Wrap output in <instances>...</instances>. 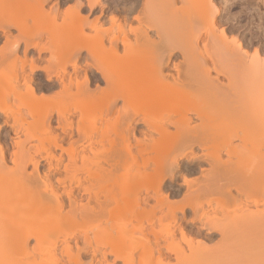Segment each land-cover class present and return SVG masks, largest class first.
I'll return each mask as SVG.
<instances>
[{"label": "rangeland", "instance_id": "obj_1", "mask_svg": "<svg viewBox=\"0 0 264 264\" xmlns=\"http://www.w3.org/2000/svg\"><path fill=\"white\" fill-rule=\"evenodd\" d=\"M187 1L188 0H186V2H183L182 0H0V107L5 108L4 113L0 111V152H1V149L3 151L2 152L3 155L1 153V155L3 156L2 157L3 159L0 160V198L7 197V195L10 192L21 193V194L25 193L23 196V198H25L24 200L21 199V200H19V202H17V203L15 202L16 204L12 203V202H7L3 205L2 209L4 210L5 214H3L1 219H0V224L3 225V227H0V264H21V262L26 263L28 261L33 262L31 264H40V263L42 264V262H45L50 257L52 259H56L54 257L53 253H55L58 258L60 257L61 259L60 258L59 259L62 260V262L63 261L66 262L68 260L66 257L67 254H66V252L62 253V250H64L63 246H66L65 244H67V242L73 247L72 252H73V254H75L78 247L84 246V242H83L84 241V238H83L84 235L85 234L86 235L89 234V236H90V234L93 235V232L96 231V228H98L99 225H100V227L103 226V221L102 222L101 221L100 222L92 221L93 223L88 222V224H87L88 227H87L86 225H84V223H87V222H85L84 220H83V222H82V220L80 221L81 217L79 215H77V213L75 215L73 214L74 216L71 215V217H65L64 212L70 211L71 209H74V208L76 209L78 207H79V209H81L84 207L83 205L86 206L87 200H88V193L83 192V190L85 189L84 185L89 184V185L93 186V184H94L95 186H97L96 187V189L98 188L97 190H102L106 186L108 188V186H112L113 183L115 184V181H114L115 179L117 181H119V179L120 180H122V179H124V180L128 179L129 180L130 178L135 176V174L137 175V172H138L137 169L138 168H137V166L134 165L135 163L132 161V158L130 159L132 152H130V154H128V152H126L127 148H128V146L125 145V144H127V143H125L127 140L126 137L128 138L127 141L131 144L129 146H130V148L132 147V151L134 153L140 147L138 145L137 141L139 143L142 141L146 145V143L151 139L150 137L155 138V139L157 137L158 138L160 137V135H158V133L156 131L151 132L150 125L152 123H153L152 125H154V126L156 123H159L156 125H161L160 123H163L164 125H166L165 127H167L168 129L170 128L169 131L173 132L175 130V127L173 126V124L168 125V122H167L168 117L162 116L163 115L162 113L165 112L164 109H163L164 112L162 109L158 110L159 115L156 113V111H154V113H156V114H154L152 111H151L152 113L149 112L146 115V121H145V119H143V116L141 115V113L137 114L132 119L128 118L127 120H124L125 118L122 117V115H123V113H122L123 112L122 100L120 98H119L120 100L118 99L116 101V104L112 110L113 112H110V114H107L106 113L107 109H105L106 107L105 106L103 107V105H102V104H104V101L102 102V100H100V97H98L97 101L95 100V102H93L94 99H91L92 102H90L91 100H89V103H86V104L83 102L84 104H82V105H84V106L80 105L82 102L81 103L79 102L78 105L74 104V103H77L78 101L74 102V100H72L73 98L69 97L71 99L70 100L68 97H66V95H65V98L63 96L62 99L60 98L62 96L58 97L59 93H60L59 90L61 88V84L59 85L60 82H62V81L66 82L68 80L67 78H69L71 80L78 79V80L84 81L85 77H88V78L92 77V75L94 73H96L93 70V67H94L93 65H96L97 64L96 62L99 59H102L103 61H111V59L114 57H117L120 59V56H123L124 54H126V55L129 54V56H130V53L127 54V51L125 52V50H127L128 48L127 49L124 48L125 46H127L126 45L127 43L123 44V42H121V40L122 39L127 40V38H128V40L131 41L130 43H132V40L135 41L136 38H134V35L132 34L133 28H135L137 30L141 29L144 31L145 30L149 31V35L151 34L150 36L152 38H154V40H156V41H154L155 43L157 41L159 42V40H157V38H159V37L157 35L155 36V33L158 29H161L162 32L164 33V37L165 38L167 37L166 40L169 39L168 42L171 40L170 42H172L173 46H183L184 44H185V46H184L185 48L189 46V49L191 48L192 52H190L191 50H189V49L188 50L190 53L188 51L187 52L190 55L189 57H192L191 59H193V57H194V56H191L192 53H193L192 55H196L198 57L201 55V54L199 55V53H195V51H197V52L198 51L199 52L204 51L203 58H207V60H206L207 62L210 61L209 63H207L208 65L211 66L213 63L214 64L218 63L217 64L218 73L212 69L210 71V74L212 75L211 78L213 77L214 80L216 78V80H215L216 83L217 84L220 83L221 86L222 85L226 86V82L228 83L229 80L230 81L232 80L231 84L234 81L235 84L233 83L232 85H234V86L237 85V88L235 87L236 91H237L235 95H237L238 98H239V96H241V97L244 96V97H242V99H244L245 97L246 98L249 97V99L247 98L246 100H244L245 104L247 106L244 104L243 107H241V106H239L238 108L236 107L235 110L233 109L232 113L233 112L236 113L237 111L240 112V108H241V110H245V109L250 110V108H253V105L251 103L252 99L250 97L251 96L253 97V94H255L257 91L261 92V88L264 87V84H261V82H262L261 80L264 78V69H263L264 68V0H191V1H193L192 4H194V7L196 5L199 7V10L197 12H190L192 14V16L187 15V13H185V12H182V7L184 8V10L187 7H193V5H191L189 3L191 1L190 0L188 2ZM174 3H175V5H174ZM207 4H209V5H207ZM211 4H213V6H211ZM212 10H214V12H212ZM187 12H188V10H187ZM215 12H217L218 14ZM213 13L215 16L213 15ZM186 16H188V17H186ZM212 16H214V18ZM175 19H176V21H175ZM190 19H191V22H190ZM141 20H142V22H141ZM186 21H187V23H185ZM182 23H183V25H182ZM179 26H180V29H178ZM181 26H183V27H181ZM185 26H187V27H185ZM122 27L124 30L121 29ZM172 28L173 29L175 28V29L173 30ZM183 28H185V30ZM171 30H172V32H171ZM138 32L140 34H142L141 31L138 30ZM177 32H178L179 36H178ZM196 32L200 37L196 36L197 35ZM221 32L224 34V37H222L223 35L220 34ZM78 33H79V35H78ZM143 33H145V32H143ZM175 33L177 34V36ZM101 35L104 36V39H103V37H100ZM126 35H127V38H126ZM185 35L186 36L189 35V36H191V38H193V36L198 37L197 38L198 40L196 41L197 42L196 46L198 48L195 47L196 49L194 48L195 49L194 50L192 47V41H191L192 39H190L189 36L186 38ZM98 36L100 37V39L102 38L104 40V41H102V39L100 40V41H102V43L100 42L102 45H105V47H107V48L110 45L111 46L115 45L116 46L115 48H117L118 53L115 50L117 54L116 53L113 54V52H115V51H113L114 48L111 46H110V48H112V49L106 50L103 46L100 45V43L98 44V41H96L97 39H99ZM117 37H118V40H116ZM183 38H185V40ZM67 39L69 40V42ZM186 39L190 40V41L186 42ZM128 40L126 42H128ZM76 41H78V42H76ZM179 41H181V43H179ZM67 43H69L71 45H69ZM72 44L73 45L75 44V45L72 46ZM79 44L82 47V49L79 50V57H80L79 65H78L77 69H75V67H73L72 64H70V62H68L69 61L68 57L70 56L69 50H70V48L74 49L75 46L78 47ZM68 45L71 47L69 48ZM87 45H88V47H87ZM123 45H124V47H123ZM97 46H100V48L103 47V50H101V52L97 51L100 49L99 47H98L99 48L98 49ZM83 47L84 48L86 47V48L84 49ZM91 47H96L97 50L95 48H92V49H95L97 52H99V54L102 53V51H103L102 58H100L101 56H98L99 59H97V57L94 56L95 54L92 55L91 52L93 50L91 49ZM89 49L92 50V51L90 50L89 53H91V55L93 57H95L96 59H94L90 54L87 55ZM104 50H105V52H104ZM110 50H112V52ZM66 51L68 54L67 56L65 54ZM97 52H95V53H97ZM236 54H237V56H236ZM62 56H64L65 58ZM222 56H223V58H222ZM127 57L128 56H126V58ZM177 57L176 56L173 57V59L171 60V64L174 62L175 63L178 62L177 64H180L179 62L182 61V60H180L182 58L181 57L177 58ZM203 58H201V59L203 60ZM256 58L258 61L255 60ZM123 59H124V56H123ZM143 59H144V62L145 61L147 62V60L145 58H142V62H143ZM191 59H189V60H191ZM194 59H195V57H194ZM196 59L201 60L198 58H196ZM210 59L213 61H211ZM60 60H64L67 62L66 63L63 61L64 63H66V65H64V63L62 62L63 66H65L64 68H66L65 69L66 71L63 72L64 74L61 71L62 68L60 69V67H58L59 65L55 64L56 62H58L60 64L61 63V62H59ZM150 60L151 59H149L148 61H150ZM99 61H98V64L100 65L101 63ZM114 61H116V60H114ZM126 62H128V60ZM241 62H242V64H239ZM246 62L251 64L250 67L253 65L251 68H249V70H248L249 65ZM104 64L105 63H103V65ZM130 64H132V63H130ZM246 64L248 65L247 67H246ZM239 65H241V66H239ZM32 66H37L38 68L35 70H31ZM124 66H121V67H124ZM230 66H231V68H230ZM239 67H242V68L239 69ZM239 70H242L243 72H241V71L239 72ZM251 71H252V73H251ZM127 72H129V71L127 70ZM235 74H237V75H235ZM233 75L238 77V78L236 79V77H234ZM247 75H250V76L251 75H253V76L258 75L255 77V78H257V80H256L257 82L255 83L256 85L253 89L251 88V86L249 88L248 84L246 85L247 82L245 80L247 78L246 77ZM216 76L218 77V79ZM61 78H63V80ZM99 78L97 80L94 79L91 81V83L89 85V87L91 89L100 90L103 87L105 88L104 80L102 78H100V79ZM251 78H252V76H251ZM60 79H61V81H60ZM242 80H243V82H242ZM116 82H118V81H116ZM236 82H237V84H236ZM240 82H242L244 84H242ZM25 83L26 84H28V83L32 84V86L35 88V92H36L35 96L36 97L34 96V97H31L28 99V98L23 96L24 98L22 99V97H21L19 100L13 98L12 93L14 91H17V90L21 91L22 90L25 92ZM53 85H54V87H53ZM225 88H224L225 91H223V92H224V94H227L226 93L227 89H225ZM114 89L116 90V87ZM251 89L253 90V92H251L252 94L249 93V91H252ZM56 90H57V92H56ZM73 90H74V88H73ZM216 91L218 92V90H216ZM254 91H255V93H254ZM220 92L221 91H219V93H216V94H219V95L223 94L222 92L221 93ZM242 92L244 94H242ZM246 92L250 95H248ZM259 92L257 94H259ZM205 93L209 94V95L204 96V92H203V93H201V94H203V97H204L203 98L202 95L199 94L198 96H196L197 98H194V100H191L192 102L194 101L195 103L190 102V106H187L188 105V103H187V105L184 107V109L187 110V107H189V108L191 107L190 109H192V110H193V108L200 109V107H204V106L206 107V109H207V107H208V109H210V107L212 106L211 109H214V111H215V109H217L216 106L219 103V102L217 103V98L212 97V95H210V92H205ZM68 94H67V96H68ZM109 94H110V92H109ZM118 94H120V93H118ZM216 94H215V97H217ZM105 95H107V93ZM105 95L101 94L99 96H101V98L104 99ZM200 95L202 98L200 97ZM235 95H234V97H235ZM222 97H223V95H222ZM237 97H236V99H238ZM21 100H23V101H21ZM248 101H249V103H248ZM204 102H206V103H204ZM194 104L197 107L199 106V108H196V106ZM203 104H204V106H203ZM215 104H216V106H215ZM214 106H215V108H213ZM78 108H81V109H78ZM189 108L187 111L190 110ZM66 109H67V113L65 112ZM35 110L38 113H40L41 115H38V117H32V115H31L32 112L37 113ZM61 110L62 111L64 110L63 111L64 112V114H63L64 118L61 115L62 114ZM80 110H82V113L80 112ZM262 110H263V115H264V108ZM30 111H31V113H30ZM187 111H186V113L188 115L189 114L191 115V113H192L191 116L194 115L193 112L189 111V113H188ZM45 112L50 113V114H47V116H50L49 118L46 117V119H45L46 115L43 116L45 114ZM105 113H106V117L104 115ZM160 113L162 114L161 116H160ZM81 114H82V116H80ZM164 115H167V114H164ZM148 116H149V118H148ZM158 116L160 117L159 119H158ZM193 117H195V118H192L193 123L191 122V124H193V125L199 124L200 119L197 118L195 115ZM78 118H80L82 121L80 122ZM162 118H164V119H162ZM96 119L98 121H96ZM220 119L222 121L225 120L224 118H220ZM67 121H69V125H67ZM123 123L126 125V127ZM148 123H150V124H148ZM221 124H222V122H221ZM117 125H119V126H117ZM120 127L121 128L123 127V128L121 129ZM113 128H116V129L118 128L121 131L122 130L126 131L127 129H129V130H127V134L128 133L129 134L127 136H125V138H124V137H122V136H124L123 135L124 133H122V136H120L121 134L118 135V133L116 135V132ZM124 128H126V130ZM104 129H107V133H108V134H106L107 136H104L103 133L101 136V132ZM111 129H113V130H111ZM118 129L116 131H118ZM64 131H66V132H64ZM231 131H234V133H232V132L227 133V136H229L231 134L230 135L231 139H232V136L234 137L232 140H230V142H231L230 146H235L237 148L240 146L242 148V146H241L242 142H240V140L237 139V137H235V132L236 133L239 132V129L234 128V129H231ZM53 132H54V134H57L60 136L59 142L63 145L64 150L59 149V147L56 148V146L54 147L53 141L51 140V139H53ZM114 132H115V134H114ZM119 133H120V131H119ZM85 134H86V136H85ZM51 135H52V138H51ZM123 138H124V140H123ZM256 138L259 140L264 139V135L263 136L251 135V137H250L251 141L256 140ZM122 141L124 143H122ZM248 141L250 142V140H248ZM187 142H189V141H187ZM187 142H185L186 144L183 143L184 145L181 144V145H183V146L180 145L181 147L179 145H177L174 148L175 150H173V152H175L176 154L172 152L171 153L172 155L168 156V158H167V156L165 157L163 155L164 157L163 156L160 157L161 154L158 155V154L153 153V155L157 158L152 159L154 156L151 153H149L152 155L151 159L155 160L154 162L160 163L159 159H161V158L163 159V160L161 159L162 163L165 161L163 164L164 170H162V172H161L163 179L161 181L160 189L158 191H156L157 193L155 191H153L152 188H153V185H155V184H154V182L152 183V181L143 182L142 183L143 186L141 184V186L139 187L141 189H138V191L140 190L142 192V194L144 196H146V198H149L150 204L147 205L148 208L151 207L152 205H155L154 203H156V201H154L155 200L154 196L157 195L156 197L167 196L169 201L176 202L177 205L183 206L185 209L184 215H182V213L179 209H177V211H176L177 218H176V221L172 223V225L175 228V233L171 237L169 235L163 234L162 237L158 238L159 239L158 242L160 245L164 244L166 242V238H167V240L170 239L173 242L180 243L182 246H184L183 250H185V251H184V253L182 251L183 255H180L177 258L174 257V254L166 252V256L171 257V258L166 257L167 259H170L167 261H170L173 264L174 263L176 264V262L178 264L179 263L180 264L181 263L182 264H186V263L187 264H196L192 261L195 260V262H197V260H199L197 262V264H199V263H201V261L206 262L205 260H210L208 257H210L211 254H213V253H215V255H216V253L217 254L218 253L219 254L220 253L226 254L229 252L230 256L232 254L236 253V256L233 255L231 257V258H233L235 256L234 259H236V257H238V259H236L238 261L235 260V262H237L236 264H241L240 261L244 259L243 256L245 257V255H247L246 257H248V258L245 257L247 259V261H248V259L251 258V260H250L251 264H257V263H255L256 261L253 259L254 257L252 258V256H255L254 253H256L258 250H260L258 244L262 245L264 243V242L262 243V240L261 241L258 240L259 237H257L258 238L257 240L260 243L258 242L257 243L258 247L252 248V251H251V249H250V251H248L249 249L245 247L251 239L249 241H246L247 243H245V241L243 243H241L239 240L240 238L238 239L239 242L242 244V245H240L241 246L240 250L238 249L240 246H238L237 249H236V247H235V249H233L231 247L232 251H230L229 249H228L229 251H226V250H224V248L230 242L229 240L227 242V239H226L227 236L229 237V233L227 236H224L223 234L218 232V230L215 231L216 229L215 230L213 229L210 231L208 229V227H206L208 225L205 226V224H204L205 222L207 224H209L210 219H204L203 220L200 217L194 216V214L191 210V206H190L192 204V201H191L192 199H189L188 197L192 192H194L197 189V187H198L197 184L200 181H202V179H204L206 176L211 175L210 173L213 169L212 165L216 160L214 161L213 158L205 159L204 154H202L204 151H202V149H200L198 146H197L198 148L196 147V148L192 149L193 150L192 151L191 150L192 146L190 145V142L189 143H187ZM239 142L241 143V145H239ZM249 142H247V143H249ZM251 143L246 144V146H248L247 149L251 148V147H249L251 145ZM71 145L75 146L74 147L75 150L73 151V153H74V157H75V162H77V163L72 162L73 161L72 155L69 157V153H70L69 148H71ZM102 145L105 148H108L111 150L113 149L112 151L116 152L117 156L120 155L119 154L120 151H123L125 153V157H126V155L129 156V159L127 162H129L131 160L134 164H132V162L130 161L131 164L129 162L130 165H128V163H127L128 166H126L125 165L126 163L123 162V163H125L124 165L126 166L125 167L122 164L124 166L123 167L121 164H119L122 162L121 161L122 159L119 160L121 155L118 158L115 155L116 157L114 160L118 159L119 162L117 161L118 162V164L116 165L117 168H114L113 166H112L113 167L112 168L111 166H109L111 161H110V163L104 161L106 159V154H105V159H104V158H101L102 156H99L101 153L100 154L98 153V155L95 153V152H97L99 147H101ZM140 145L144 146L141 143H140ZM116 147H117V149H116ZM124 147H127L126 150H124ZM72 148H71V151H72ZM130 148H128V149H130ZM182 150H186V151H184L185 153L182 156H178L181 152H183ZM245 151H246V149L244 150V153H245ZM123 152L121 153L122 155H124ZM187 152H189V153H187ZM250 152L251 151L248 150V152L246 154L243 153L242 159L251 160L252 153H250ZM83 153H85V155L89 154L90 156H92L91 162H88V163L86 162L87 166H86L85 170L90 171L89 174L86 173V171L84 169L82 170V168H80L81 170H77V168H76V172L74 170V167H76L77 164H78V167H80L79 166L80 165V157ZM151 155H149V156H151ZM156 155H158V156H156ZM158 157H160V158L158 159ZM228 157L229 156L222 154L221 160L222 161H229L228 159H230V158H228ZM231 158H232V162H233V161H236L238 157L237 158L231 157ZM57 159H60V161H61L59 164L60 166L54 164L57 162L56 161ZM98 159L100 162L98 161ZM152 160L149 161V165L144 168L145 172L149 173L152 171L151 168L154 166ZM210 160H212L213 162ZM96 162H97V164H96ZM34 163L36 164V167L34 166ZM65 163L67 164L66 166L68 168L71 167L69 169V171L71 170L69 176L72 175L71 173H73V170H74L76 175L79 176V178H81V180H82L81 183L82 182L85 183L83 185L84 188L81 187V189H80V184L77 185L80 182L75 183L74 182V181H76L75 179L73 181H71V179H69V178H71V176L69 178H67L68 176H66V172L64 169ZM72 165H74V166H72ZM103 165H104L105 169H107L108 167L112 168V172L108 171L111 175H109V173L105 169L102 170ZM254 166H255V164H254ZM101 167H102V169H101ZM87 168H89V169H87ZM98 168H100V169H98ZM252 171L253 170H250L251 173H253ZM254 171L260 173V171L262 172L263 170L261 169L259 171L257 168V170H254ZM139 172H140V170H139ZM94 173L95 174L98 173L99 176L100 175L102 176V177L100 176V179H101L99 181L100 183L99 182L98 183L92 182L94 179V176H93V179L91 177H92V174H94ZM106 173H108V174H106ZM262 173H260V174L256 173V174L258 176L261 175L262 180L264 181V177H263L264 172H262ZM76 175H72V178H74L73 176H76ZM87 175H89V176H87ZM104 175L106 177H109L108 178V179H110V180H108L109 182L103 181V180H105ZM243 175H241V176H243ZM257 175L255 176V180L257 179V181L254 180L252 183H254V182L256 183V182L260 181V178ZM111 177H114V178H111ZM13 179H19V181L21 180V182H19V184H17V186L11 187L10 182L13 181ZM47 180L49 182H51L50 187L49 186L45 187V185H44V182ZM78 180H80V179H78ZM112 180H113V182H111ZM225 181L227 182V180H225ZM225 181H224V183L221 181L222 185H220V183H221L220 182L219 183L220 186L217 189L215 188L216 190H214L212 193H210V195L207 196V198L205 197L206 199L203 200V209L204 210H203L202 215H201L202 217H204L205 215H206V218H207V215H209V217H212L214 215L216 216V214L220 215V212L215 209V206H216L215 202L217 200L224 199L225 201H227L226 203L228 205H232L234 199H232V197H230L229 191H231V195L237 196V190H236V187L234 184L226 183ZM263 181L261 183H263ZM70 182H74V183H70ZM260 182H259V184L261 185V187H264V185H262ZM144 183H145V185H144ZM150 185H152L151 189H148L150 187ZM254 186H252V187H254ZM257 186L259 187L258 183H257ZM68 187H70V189H72L73 193H75V200L72 201V202H74L73 204H69V201H68L69 200L67 197ZM254 189H256V188H254ZM31 190H32V192L34 190L38 191V193L40 192L41 194L39 193V196L41 195L42 197H44V199H46L44 201L40 196V200L42 199V202L44 201L41 205V208H43V204L46 203V201H49L47 198H49V197L53 198L55 193H57V195H61V198L59 196H58V198H60V199L55 197L53 201L59 200L64 205V206L62 205V208L60 210L58 209L59 212L62 211L61 213L54 210L53 208H51V209L49 208L47 210L50 213H48L47 211L45 212V213H48V215H46L48 217L49 216H55L56 217V215L58 214V215H60L61 219L59 221L60 223H58L59 225L55 226L53 229H51V230L43 233V235H41V237L39 239V242H40L39 250H37V247H36L37 242L34 238V235H35V231H38L40 226H42V223L44 221L43 217H45V219L47 218L46 216H44L45 214H43L41 216L39 214L36 215L34 213L35 215L33 214V216L26 219L27 222H25V223L28 226L25 223H24L25 225L21 224V227H20L18 232H14L12 234H7L6 230H4V228H7L9 226L8 214H11V213L16 212L18 210L21 211V209L26 210V209H29L30 207H32V208H37V207L39 208L40 207V204L37 203V202H39V199H37V201H35L36 200L35 198L32 199L33 197L30 198L31 196L27 195ZM221 191L224 193H222ZM256 191H259V192H257L258 195L250 196L248 199L246 197H245L246 199H244V196H242V195L238 196L239 201L236 203L234 210L239 211L240 209L248 207V206H249L248 209L249 208H250V210L253 209V211L255 209H258V210L263 209L264 210V194H262L264 192V190L260 191L258 188V190H256ZM260 192H262V193H260ZM225 193L228 194L227 198L225 197ZM76 194H77V196H76ZM26 195H27V197H26ZM102 196L100 199H103ZM76 197H78L77 200H76ZM251 197H253V198L250 199ZM255 198H256V201H257V199L259 201L258 207H256V205H255V201H254ZM53 203L55 204L56 202H53ZM76 203H77V205H76ZM233 204H235V201ZM70 205H72V206L74 205V207H71ZM32 208H30V209H32ZM165 211H166L165 207H162L161 209L160 208L157 209L156 214L153 217L152 216L150 217L151 219H149L150 220L149 222L147 221V219H148L147 215L148 214H146L149 212H144L145 214L144 213L141 214L142 217H140V219H142L141 220L142 224L144 226H146V228H149L150 226H156V227L158 226L159 227V224L157 222L158 218L159 217H165V216H163ZM255 211H257V210H255ZM149 216H150V214H149ZM72 217H74V219H72ZM165 221H167V220L164 219V222ZM131 222H134V221L131 220L128 223H131ZM98 223H99V225H98ZM122 223H124V222H121V224ZM24 226H26V227H24ZM79 226H81L82 229ZM27 228H29V229H27ZM93 229H94V231H93ZM181 229H182L184 236H182ZM213 231H215V232H213ZM33 233H34V235H33ZM231 233L233 235H236V236H237V234H239V235H241L242 239H244L245 235H243L240 230L238 231L237 227L234 228V231ZM208 235H209V237H208ZM233 235H232L233 238L236 237ZM182 237H184L186 240H191L192 245H194L193 247L198 246V248H200V250H202V252H200L199 249H198V251H196V248H194L195 252L193 251V253L191 251H189L188 248H191V247H189L187 242L185 240H183ZM237 238H238V236H237ZM253 238L254 237H252V240L254 242V239H256V238H254V239ZM22 240H27V242L25 244L26 245L25 249H23V248L20 249L19 247L16 246L18 244L17 242H22ZM234 240H236V239H233V241ZM233 241L231 240L232 244L234 245L235 243H233ZM229 244H231V243H229ZM228 247L230 248V245H228ZM262 247H263V245H262ZM46 249H47V252H46ZM101 249H103V248L101 247ZM191 249H193V248H191ZM205 249H209V250L205 251ZM225 249H227V248H225ZM210 250H214V251H211L212 253L210 254V252H209ZM221 250H223V251H221ZM241 250L242 251L247 250V252H245V255H242L244 253L241 252ZM253 250L256 252H254L252 255V253H250V252H253ZM35 251H37V252H35ZM239 251H240V253H239ZM262 251L264 253V248H262V250H261V255H263ZM45 252H46V254H45ZM206 252H209V254H206L209 256L205 255ZM238 253L242 255V257L240 256V258H241L240 261H239ZM246 253H248V254H246ZM50 254L53 255L54 258ZM90 254H91V256H90ZM92 254H93V251L89 247L87 252L85 254H83L82 257H80V260H78V263L79 264H88L90 258L93 257ZM125 254H127V252ZM128 254H130V253H128ZM200 254H201V256L203 255V257L206 256L207 259H205L206 257L200 258L199 257ZM221 255L222 254H220V256ZM256 255H260V252L258 251V254H256ZM217 256L216 257L211 256L212 257L211 260H213L214 262H216L218 264L217 259L219 260V258H217ZM222 256H225V255H222ZM226 256L228 257V259L230 258L229 255L226 254ZM94 258L95 259H93V261H94L93 263L96 262L97 257L94 256ZM98 258H99V256H98ZM113 258L114 257L112 255L107 256V260H109V261L113 260ZM166 258H165V260H166ZM182 258H184L183 259L184 263L181 261ZM213 258H217V259L215 260ZM223 258H226V257H223ZM231 258L229 260H231ZM221 259H222V257H221ZM246 259H244V260H246ZM252 259H253V261H252ZM34 260H35V263H34ZM211 260H210V263L212 262ZM227 260H223V261H226V263L229 264V262H227ZM71 261L70 260H69V262L67 261L68 264L74 263L73 260H71ZM223 261H221V262H223ZM243 261H242V263H243ZM261 261H259L258 263H261ZM204 262L202 264H204ZM219 262H220V260H219ZM235 262H234V264H235ZM245 262H244V264L247 263V262L246 263ZM250 262H248V263L250 264ZM45 263H47V262H45ZM223 263H225V262H223ZM119 264H121V262H119ZM212 264H213V262H212ZM219 264H221V263H219ZM230 264H231V261H230Z\"/></svg>", "mask_w": 264, "mask_h": 264}, {"label": "bare ground", "instance_id": "obj_2", "mask_svg": "<svg viewBox=\"0 0 264 264\" xmlns=\"http://www.w3.org/2000/svg\"><path fill=\"white\" fill-rule=\"evenodd\" d=\"M182 1L186 2V0H182ZM189 3L191 5H193V7H187L186 8L189 13L187 12L186 9L184 10L183 7H182V12H185V13H187V15H191L192 16V14L190 12H197L199 10V7L197 5L194 7V4H192L193 1H191ZM174 5H175V3H174ZM207 5H209V4H207ZM211 6H213V4H211ZM212 12H214V10H212ZM215 13H217V12H215ZM213 15H214V13H213ZM214 16H212V17L214 18ZM186 17H188V16H186ZM175 21H176V19H175ZM141 22H142V20H141ZM190 22H191V19H190ZM185 23H187V21ZM182 25H183V23H182ZM187 26H185V27H187ZM181 27H183V26H181ZM121 29H123V27ZM178 29H180V26L178 27ZM183 29L185 30V28H183ZM132 30H133L132 34L134 35V38H136L135 41L132 40V43H130L131 41L128 40L127 35H126V38H127L128 42H126L127 41L126 39L125 40L124 39L121 40V42H123V44L127 43L126 44L127 46L124 47V45H123V47L125 49L128 48L127 50H125V49L124 50H125V52L127 51V54L130 53V56H129V54L128 55L124 54L123 55L124 59H123V56H120L121 60L119 58H117V57H114L115 59L112 58L113 60L111 59V61H103L102 59H99L98 56H101L100 58H102L103 51L100 54H99V52H101V50H103V47L106 50L107 49H112V48H110L111 45L108 48L105 47V45H102L101 43H102V41H104L103 40L104 36H102V35L100 36V37H103V39L101 38L102 41H100L101 39L98 36L99 39H97L96 41H98V44L101 42L100 45L103 46V47L100 48V46H97V48L98 47L100 48V49L98 48L99 50H97L96 47H91V49L95 48L99 52H97L95 49H92L93 51L91 49H89L88 54H87V55H89V54L91 55V53H92V55L95 54L94 56H96L97 59L100 60V61L98 60L101 63L100 65L98 64V61L96 62L97 64L95 63L96 65H93L94 67L91 65L93 67L94 72H96V73H94L92 75V77H89V78L85 77L86 79L84 78V81L83 80H78V79L71 80V79L67 78L68 80L66 79L67 80L66 82H64V81L60 82L61 79L63 80V78H61L60 81H59L60 82L59 85L61 84V88L59 90L60 93H59L58 97L62 96V97H60L62 99L63 96L65 98V95H66V97H68V98L69 97L73 98L72 100H74V102L78 101L77 103L73 102L74 104L78 105L79 102L80 103L82 102L80 104L81 106H84V105H82L84 103L85 104L89 103V100H91V99H94L93 102H95V100L97 101L98 97H100V100H102V102L104 101V104H102V105H103V107L104 106L106 107L105 109H107V111H106L107 114H110V112H113L112 111L113 107L115 106L116 101L120 98L122 100V110H123L122 117L125 118L124 120H127L128 118L132 119L134 116H136L137 114L141 113V115L143 116V119H145V121H146V115L149 112L152 111L154 113V111H156V113L159 115V113H158L159 111L158 110L159 109H162V110L164 109L165 110V112L163 110L164 113H162L160 111L163 114L162 115L160 113V116L161 115L162 116H167L168 117V121L167 120L166 121L168 122V125L169 124H173V126L175 127V130L173 132L169 131L170 128L168 129L167 127H165L166 125H164L163 123H160L161 125H156V124H159V123H156V124L154 123L155 126L152 125L153 124L152 123L151 124L152 126L150 125L151 132L152 131H156L158 133V135H160V137L159 138L157 137L156 139L150 137L151 139L146 143V145L144 144V142L141 141L140 143L143 144L144 146L140 145V143L137 141V143H138V145L140 147L137 149V151L134 152L135 154L132 151V147L130 148L129 145H131V144L127 141L128 138L126 137L127 140H126L125 143H127V144H125V145L128 146V148H130V149H128L127 147H124V150H126V148H127L126 152H128V154H130V152H132L133 155L131 154L130 159L132 158V161L135 164L131 160L130 161L132 162V164L137 166V168H138L137 169V171H138L137 175L135 174V176H133L129 180L128 179L127 180H124V179L120 180L119 179V181H117L116 179L115 180L113 179L115 181V184L113 183L114 184L113 185L111 183V182H113V180H112L110 182L112 184V186H108V188H107V186L105 187L103 185L105 188L102 189V190H97L98 189V188L96 189L97 186H95L93 183H92L93 186L89 185V184L88 185H84L85 183H83V182H82L83 183L82 184L81 183V181H82L81 178H79V176H77L76 173H75L76 172V168H77V170H81L80 168H82V170L83 169L85 170L86 166H87V163L91 162L92 156H90L89 154L85 155V153H83L82 155L80 154L81 155V157H80V165H79L80 167H78V164H77V166L75 165L76 166V167H74L75 172L73 170L74 174L71 173L72 175H76V176H73L74 178H72V175H70L71 178H69L70 177L69 174L71 172V170L69 171V169L71 167L68 168L66 166L67 164L65 163L64 169H65V172H66V176H68L67 178L71 179V181H73L75 179L76 180V181H74L75 183L80 182L77 185L80 184V189H81V187L84 188V186H85V189L83 190V192L88 193V200H87L86 206L83 205L84 207L81 208V209H79V207H78V208H76L77 210L74 208L75 210L71 209L70 211L64 212L65 217H71V215H73V214L75 215L77 213V215H79L82 218V219L80 218V221L82 220V222H83V220H84L85 222H87V223H84V225L87 226L88 222L93 223L92 221H94V222H100V221L102 222L103 221V226L100 227V225L98 223L99 226H98V228H96V231H94V229H93V231H94L93 235L90 234V236H89V234H87V235L85 234L84 237H83L84 238V241H83L84 242V246L83 247H78L75 254H73V252H72V248L73 247L68 242H67V244H65L66 246H63L64 250H62V253L66 252V254H67L66 257L68 259L67 261L69 262V260L70 261L73 260V262H74L73 264H79L78 260H80V257H82L83 254H85L87 252L89 247L93 251V254H92L93 257L90 258L88 264H119V262H121V264H173L170 261H167V260H170V259H167L166 257H169V258H171V257L170 256H166V252L174 254V257L177 258L178 256L183 255V253L185 251V250H183L184 246H182L180 243L173 242L170 239L167 240V238H166V242L164 244L160 245L159 242H158V240H159L158 238L162 237L163 234L169 235L171 237L175 233V228L172 225V223L176 221V218H177L176 211H177V209H179L181 211L182 215H184L185 214V209H184L183 206L177 205L176 202L169 201L167 196L156 197L157 195L154 196V199H155L154 201H156V203H154L155 205H152L151 207L148 208L147 205L150 204L149 203V198H146V196H144L140 190L138 191V189H141L139 187L141 186V184L143 182L152 181V183L154 182V184H155V185H153V188H152L153 191H155V192L158 191L160 189L161 181L163 179V176L161 175V172H162V170H164L163 169L164 168L163 164L165 162L164 161L162 163V161H161L162 158L161 159H159V158L162 157L163 155L165 157L167 156V158H168V156L172 155L171 153L173 152V150H175L174 148L177 145L180 146L181 144H183V143L186 144L185 142L189 141L190 145L192 146V148L189 146L191 148V150L198 146L200 149H202V151H204L203 153L202 152L201 153L204 154V158L205 159L213 158L214 161L216 160L215 161L216 163L214 162L213 165H212L213 169H212V171L210 173L211 175L206 176L204 179H202V181H200L197 184L198 185L197 189L194 192H192L189 195V197H188L189 199H192L191 200L192 204L190 206H191V210H192L194 216L195 217H200L203 220L204 219H210V223L209 224H207L206 222L204 223L205 226L208 225L206 227H208V229L210 231L213 230V229L214 230L216 229L215 231L218 230V232H220L224 236H227L228 233H229V237L231 239L228 236L226 237V239H227V242L229 240L230 241L229 243H231V244L228 243V245H230V248L228 247V245L225 247L227 249L224 248V250H226V251H229V250L232 251L231 247L233 249H235V247H236V249H237L238 246L242 245L241 243H243L244 241H245V243H247L246 241H249L251 239L249 241V243H247V245L245 247L249 249L248 251H250V249L252 251V248L259 246L260 250H258V251L260 252V255H256V254H258V251L256 249L255 250L257 252L253 250V252H250V253H252V255H253V253L256 252V253H254L255 256H252V258L254 257L253 259L256 261L255 263L263 264L264 263V253L262 251L263 255H261V250H262V248H264V243H263L264 242V210L263 209H261V210L255 209L257 211H255V210L253 211V209L252 210H250V208L248 209L249 206L245 207V208H242L239 211H235L234 209H235L236 203L239 201L238 196L242 195V196H244V199H246V198L248 199L250 196L258 195L257 192H259V191H256V190H258V188H259L260 191L264 190V187H261V185L259 184V182L262 180V176L261 175L258 176L256 174V173L260 174V173L264 172V139H260L259 140V139H257L258 138L257 137L256 140H254V141L252 140L253 142L250 139L251 135H256V136H259V135L263 136L264 135V115H263V110H262L264 108V90H263L264 87L261 88V92L257 91L255 93V91H254L255 94H253V97L252 96L250 97L252 99L251 103L253 105V108H250V110H246V109L245 110H241V108H240V112L237 111L238 113L237 112L236 113L235 112L232 113L233 109L235 110L236 107L237 108L239 106L243 107V105L245 104L244 100H246L247 98L249 99V97H247V98L245 97L244 99H242V97H244V96L241 97V96L238 95L239 96V98H238L237 95H235L236 92H237L236 91L237 85H235V86L232 85L234 83V81H233L232 84H231L232 80L231 81L229 80L228 83L226 82V86L227 85L228 86L226 87L224 85L226 87L225 88L223 85L221 86L220 83H218V84L216 83V81H215L216 78H215V80H214L213 77L211 78L212 75L210 74V71L212 69L215 70L218 73V70H217V67H218L217 64L218 63L214 64L212 62L213 64L211 66L208 65L207 63H209L210 61L207 62L206 61L207 58H203L204 51H200V52L199 51L198 52L195 51V53H199V55L201 54L199 56L200 58L198 56H196V55H192L193 54L192 53L191 56H194L195 59H194V57H193V59H191L192 57H189L190 56L189 53L192 52L191 48L189 49V46L185 48L184 47L185 44L183 46H173L172 42H170L171 40L169 42H168L169 39L166 40L167 37L166 38L164 37V33L162 32L161 29H158V30L156 29L157 31L155 33V36L157 35L160 38V39L157 38V40H159V42L157 41L156 43L154 42L156 40H154V38H152L150 36L151 34L149 35V31H147V30L144 31V30L138 29L139 31L142 32V34H140L137 29L133 28ZM143 32H145V33H143ZM171 32H172V30H171ZM197 32H196V34H197ZM177 34H178V32H177ZM177 34H176V36H177ZM220 34H222L223 35L222 37H224V34L222 32ZM78 35H79V33H78ZM178 36H179V34H178ZM188 36H186V38ZM196 36H199V35L197 34ZM196 36L195 37L193 36V38H191V36H189V38L192 39L191 41H192L193 49L195 47H197L196 46V44H197L196 41L198 40L197 39L198 37H196ZM183 39L185 40V38H183ZM116 40H118V37H117ZM187 41H190V40L186 39V42ZM68 42H69V40H68ZM76 42H78V41H76ZM179 43H181V41H179ZM67 44H69V43H67ZM80 44L78 45V47L75 46L74 49L70 48L71 46H69V45H71V44L68 45L69 48H70V50H69L70 51V56L68 57V60H69L68 62H70V64H72V66L75 67V69H77V67L79 65V60H80L79 50L82 49ZM74 45L72 44V46H74ZM87 47H88V45H87ZM111 47L114 48L113 51L116 50L117 53H118V50H117V48H115L116 47L115 45L111 46ZM188 49L191 50V51L189 52ZM90 50L92 51L91 53H89ZM110 51L112 52V50H110ZM116 51L113 52V54H115ZM95 52H97L98 54L95 53ZM104 52H105V50H104ZM65 54H66V56L68 55L67 51H66ZM64 56H62V57H64ZM126 56H128V57L126 58ZM175 56L176 57L178 56L179 58L180 57L182 58V59H180V60H182V61L179 62L180 64H177L178 62L177 63L174 62V63L171 64V60ZM236 56H237V54H236ZM147 57L149 59H151V60L148 61L149 59ZM93 58L96 59L95 57H93ZM142 58H145L147 60V62L146 61L144 62V59H143V62H142ZM196 58H198V59L203 58V60L202 59L201 60H197ZM222 58H223V56H222ZM126 59L128 60V62H126L127 61ZM189 59H191V60H189ZM114 60H116V61H114ZM255 60H257V58ZM63 61L64 60H60L59 61V62H61L60 64L58 62L55 63V64L59 65L58 67H60V69L62 68L61 69L62 73L66 71L65 70L66 68H64L65 66H63V63L66 62V61H64V62ZM211 61H213V60H211ZM66 63H64V65H66ZM103 63H105V64L103 65ZM130 63H132V64H130ZM246 63H248V62H246ZM239 64H242V62L239 63ZM248 65H249V67H248V70H249V68H251L253 65L251 67H250L251 64L248 63ZM248 65L246 64V67ZM121 66H124V67H121ZM239 66H241V65H239ZM37 68H38L37 66H32L31 70H35ZM230 68H231V66H230ZM240 68H242V67H239V69ZM127 70L129 72H127ZM240 71L243 72L242 70H239V72ZM251 73H252V71H251ZM235 75H237V74H235ZM253 75H251L252 78H251L250 75H247L246 76L247 78L245 80L247 82L246 85L248 84L249 88L251 86L252 89L255 87V85H256L255 83L257 82L256 81L257 78H255V77L258 76V75H255V76H253ZM99 77L104 80L105 88L103 87L100 90L91 89L89 87L91 81L94 80V79L97 80ZM234 77H236V76H234ZM237 78L238 77H236V79ZM217 79H218V77H217ZM116 81H118V82H116ZM261 81H262L261 84H264V78ZM242 82H243V80H242ZM242 82H240V83H242ZM26 83H25V92L22 91V90H21L22 92L18 91V90L17 91L13 90L14 91L12 93L13 94V98L19 100L21 97H22V99L24 97L29 99V98L35 96V94H36L35 88L32 86L31 83H28V84H26ZM236 84H237V82H236ZM242 84H244V83H242ZM53 87H54V85H53ZM115 87H116V90L114 89ZM73 88H74V90H73ZM224 88L227 89L226 90L227 94H224V92H223V91H225ZM216 90H218V92ZM219 91H221L223 94H221V95L216 94V93H219ZM56 92H57V90H56ZM109 92H110V94H109ZM203 92H204V96L205 95H207V96L209 95V94H206L205 92H210V95H212V97L217 98V103L219 102L218 103L219 105L217 104V106H216V104H215V106L217 108V109H215V111H214V109H211L212 106L210 107L211 110L208 109V107L206 109L204 104H203L204 107H200V109H195V108L192 107L193 108V110H192V109H190L191 107L190 108L187 107V110H188V108L190 109L189 111L192 110L191 112H193V114L197 118L200 119L199 120L200 122L198 121L199 124H194L193 125V124H191V122H192V118H195V117H193L194 115L191 116L192 115L191 112H190L191 115L189 114L190 115L189 116L186 113L187 110L184 109V107L187 105V103H188L187 106H190V102L191 103L194 102V101L192 102L191 100H194V98H197L196 96H198L199 94H201ZM212 92L213 93L215 92V93L213 94ZM251 92H253V90L249 91L250 94H252ZM258 92H259V94H257ZM106 93H107V95H105ZM118 93H120V94H118ZM67 94H68V96H67ZM101 94L105 95L104 99H102L101 96H99ZM215 94H216L217 97H215ZM242 94H244V93L242 92ZM250 94H248V95H250ZM201 95L203 97V94H201ZM201 95H200V97H201ZM222 95H223V97H222ZM234 95H235V97H234ZM236 97L238 99H236ZM21 101H23V100H21ZM90 102H92V100ZM204 103H206V102H204ZM248 103H249V101H248ZM215 106L213 108H215ZM196 108H199V106L198 107L196 106ZM78 109H81V108H78ZM0 111L4 113L5 108L0 107ZM31 111H30V113H31ZM63 111L61 112L62 113L61 114L62 117L64 116L63 115L64 114ZM189 111H187V112L189 113ZM65 112L67 113V109H66ZM80 112L82 113V110H80ZM106 113L104 114L105 117H106ZM156 113H154V114H156ZM47 114H50V113L45 112V114L43 115V116L46 115L45 119H46V117L47 118L50 117V116H47ZM164 114H167V115H164ZM31 115H32V117H38V115H41V114L38 113V112L37 113L32 112ZM80 116H82V114ZM148 118H149V116H148ZM159 118L160 117L158 116V119ZM220 118H224L225 119V120H223L224 122ZM78 119H79L80 122L82 121L80 118H78ZM162 119H164V118H162ZM96 121H98V120L96 119ZM221 122H222V124H221ZM148 124H150V123H148ZM67 125H69V121H67ZM117 126H119V125H117ZM125 127H126V125H125ZM234 128H238L239 129V132H237V133L235 132V137H237V139H239L240 142H242V145L239 142V145L242 146V148L239 146L241 149L239 147L237 148L235 146H230L231 145L230 144L231 143L230 140H232L234 137L232 136V139H231V137H230L231 134L229 136H227V133H229V132L234 133V131H231V129H234ZM113 129L115 130L116 135L118 133V135L121 134L120 136H122V133H124L123 134L124 136H122L124 138H125V136H127L129 134V133L127 134V130H129V129L126 130V128H124L126 131H123V130L121 131L118 128H117L118 131H116L117 130L116 128H113ZM113 129H111V130H113ZM104 130H102L101 136H102V133H103L104 136H107L106 135V134H108L107 133V129H104ZM119 131H120V133H119ZM64 132H66V131H64ZM115 132H114V134H115ZM58 136L59 135L54 134V132H53V139H51V140L53 141L54 147L56 146V148L59 147V149L64 150L63 145L59 142L60 136L59 137ZM85 136H86V134H85ZM51 138H52V135H51ZM124 138H123V140H124ZM248 140H250V142ZM246 141L249 142V143L252 142L251 145L249 146L251 148L247 149L248 146H246V144H249V143H247ZM189 142H187V143H189ZM122 143H124V142L122 141ZM183 145H181V146H183ZM74 147L75 146L71 145L72 151H71V148H69V152L70 153L69 152L68 153H69V157L72 155V158H73L72 162L73 163H77V162H75V157H74V153H73V151L75 150ZM101 147H99L98 150L96 149L97 152H95V153L97 155H98V153L99 154L101 153L99 156H102L101 158H104V159H105V154H106V159L104 161L109 162V163L111 161L109 166H111V167L113 166L114 168H117L116 165L118 164L120 159H122L121 160L122 162L119 163L121 165L122 164L124 165L126 163L125 165L128 166V165L131 164L130 161H129L130 164H129V162H127L128 159H129V156L126 155V157H125V153L123 151L119 152V154L122 157L121 158L118 153L117 154L119 156L116 155V152L112 151L113 149L111 150V149L105 148V147H103V145ZM116 149H117V147H116ZM245 149H246V151L244 153ZM248 150H250L251 151L250 153H252L251 160L242 159L243 153L246 154L248 152ZM182 151L183 152H181L180 154L178 153L179 154L178 156H182L185 153L184 151H186V150H182ZM2 152L3 151L1 149L0 160L3 159L2 158L3 157L2 156L3 155ZM122 152H123L124 155L121 154ZM1 153H2V155H1ZM149 153H151L152 155H153V153L158 154V155L161 154L160 157H158V159L160 160L161 164L158 163V162L157 163L154 162L155 160H152V159L157 158V157H155L153 155L154 157L152 158V155L149 154ZM173 153H175V152H173ZM187 153H189V152H187ZM222 154H225V155L229 156L228 157V158H230V159H228L229 161H222L221 160V155ZM115 155L117 156V158L120 157L119 160L118 159L114 160L115 157H116ZM149 155H151V156H149ZM158 155H156V156H158ZM231 157H233V158H235V157L237 158L238 157V158H237L236 161L232 162V158ZM151 160L153 161V164H154V166L151 168L152 171L149 172V173L145 172L144 168L149 165V161H151ZM56 161L57 162L54 163L55 165H59L60 162H61L60 159H57ZM98 161H99V159H98ZM210 161H212V160H210ZM123 162H125V163H123ZM127 163H128V165H127ZM96 164H97V162H96ZM254 164H255V166H254ZM34 166L36 167L35 163H34ZM72 166H74V165H72ZM102 167H103V169H102ZM102 167H101V169L104 170L105 169L104 165ZM111 167L110 168L108 167L109 169L107 168L105 170L107 172L108 171L112 172V168L113 167L112 168ZM257 168H258L259 171L261 169L263 171L262 172L260 171V173L254 171V170H257ZM87 169H89V168H87ZM98 169H100V168H98ZM139 170H140V172H139ZM250 170H253L252 172L254 174L251 173ZM85 171L88 174L90 172V171H87V170H85ZM108 173H106V174H108ZM109 175H111V174L109 173ZM241 175H243V176H241ZM256 175L260 178V181L256 182V183L255 182L252 183L255 180V176ZM87 176H89V175H87ZM93 176H94V179H93ZM100 176H99L98 173L92 174V177H91L93 179L92 182L98 183L101 180ZM104 177H105V180H103L104 182L110 180V179H108L109 177H106L105 175H104ZM114 177H111V178H114ZM78 179H80V180H78ZM225 180H227V182ZM221 181L223 183L225 181L226 183H230V184H234L235 185L236 190H237V196L231 195V191H229L230 197H232V199H234L235 204H233L234 201H233L232 205H228L226 203L227 201H225L224 199L217 200L215 202V204H216L215 209L220 212V215L216 214V216L214 215L212 217H209V215H207V218H206V215H205L204 217H202L201 215H202V212L204 210L203 209V200H205L207 198V196L210 195V193H212L220 185H222ZM255 181H257V179ZM19 182H21V180L19 181V179H13V181L10 182V186L11 187H15V186H17V184H19ZM74 182H70V183H74ZM219 183H220V185H219ZM257 183H258L259 187L257 186ZM263 183H264V181H263ZM263 183H261V184L264 185ZM44 185H45V187H48V186L50 187L51 186V182H49L47 180V181L44 182ZM144 185H145V183H144ZM142 186H143V184H142ZM151 186L152 185H150V187L149 188L147 187V188L151 189ZM252 186H254V187H252ZM254 188H256V189H254ZM34 191L32 192V190H31L29 192L30 194L29 193L28 194L26 193V194L31 196L30 198L33 197L32 199L35 198L36 199L35 201H37V199H39V202H37V203L40 204V207L39 208L38 207L37 208L30 207L32 209H30V208L26 209V210H22L21 209V211L18 210L16 212L8 214L9 226L7 228H4V230H6L7 234H12L14 232H18L20 227H21V224H24L25 222H27L26 219L31 217V216H33L34 213L36 215L39 214L41 216L43 214H45L44 216H46V215H48V213H50V212L47 211L49 208L50 209L53 208L56 211H58V209L60 210L62 208L63 204L61 203V201H59V200H58L59 202L57 200L53 201L55 197L58 198V196H59L61 198V195H57V193H55L56 196L54 195L53 198H51V197L47 198L49 201H46V203L43 204V208H41L42 203L46 199H44V197H42L40 195L41 198L44 200L42 202V199L40 200V196H39L40 192L38 193V191H35V192ZM222 193H224V192H222ZM260 193H262V192H260ZM24 194L25 193L21 194V193H12V192H10L7 195V197L0 198V219H1L2 215L5 214L4 210L2 209L3 205L5 203H7V202H12V203L16 202L17 203L21 199L24 200L25 199V198H23ZM262 194H264V192ZM27 195H26V197H27ZM76 196H77V194H76ZM101 196H102L103 199H100ZM67 197L69 199L68 200L69 204H73L74 202H72V201L75 200V193H73V191H72V189H70V187H68ZM225 197L227 198L228 194L225 193ZM60 198H58V199H60ZM252 198L253 197H251L250 199H252ZM77 199H78V197H76V200ZM254 201H255L256 207H258V202H259L258 199L256 201V198H255ZM53 202H56V203L54 204ZM76 205H77V203H76ZM70 206L74 207V205L73 206L70 205ZM162 207H165L166 211L163 214V216H165V217H159L158 218L157 222L159 224V227L158 226L157 227L156 226H150L149 228H146V226H144L142 224V222H141V220H142V219H140V217H142L141 214H143L144 212H149V213H146V214H148L147 215L148 219L147 218L146 219L149 222L150 221L149 219H151L150 217L151 216L153 217L156 214V210L159 209V208L161 209ZM46 211L48 213H45ZM61 212H59V213H61ZM149 214H150V216H149ZM46 217H47L46 219H45V217H43L44 221L42 223V226H40L38 231H35V235L33 233L34 238H35V240L37 242V246H36L37 250H39V247H40L39 239H40L41 235H43V233L53 229L55 226L59 225L58 223H60L59 221L61 219L60 215H58V214L56 215V217L55 216H49V217L46 216ZM72 219H74V217H72ZM164 219L167 220V221L164 222ZM131 220L134 221V222L128 223ZM121 222H124V223L121 224ZM0 227H3V225L0 224ZM24 227H26V226H24ZM79 227L81 228V226H79ZM236 227H237L238 231L240 230L241 233L243 235H245L244 236L245 240L242 239L241 235L237 234V236H238V238H237L236 235H233L231 233V232L234 231V228H236ZM27 229H29V228H27ZM215 231H213V232H215ZM181 233H182V236H184L183 232H182V229H181ZM232 235L236 236V237L233 238ZM208 237H209V235H208ZM252 237L256 238V239L253 238L254 242L252 240ZM257 237H259V239ZM182 238H183V240H185L187 242L189 247L193 248V249L188 248L189 251H191L192 253H193V251L195 252L194 248H196V251H198V249L200 250V248H198V246L193 247L194 245H192L191 240H186L184 237H182ZM233 239H236V240L233 241ZM238 239L240 240L241 243L239 242ZM257 239L260 240V241L262 240L263 247H262L261 244H258V246H257V243L259 242ZM231 240L233 241V243H235L234 245L232 244ZM26 242H27V240H22V242H17L18 244L16 246L19 247L20 249L21 248L25 249L26 248V245H25ZM101 247L103 249H101ZM47 249H46V252H47ZM238 249L240 250L241 246ZM207 250H209V249H205V251H207ZM182 251H183V253H182ZM211 251H214V250H210L209 251L210 254L212 253ZM221 251H223V250H221ZM35 252H37V251H35ZM46 252H45V254H46ZM126 252H127V254H125ZM200 252H202V250H200ZM209 252H206L205 255L209 254ZM241 252L244 253L242 255H245V252H247V250L246 251H242L241 250ZM128 253H130V254H128ZM239 253H240V251H239ZM239 253H238V256H239V261H240L241 260L240 256L242 257V255L239 254ZM53 254H54V257L56 259H52L50 257L51 259L49 258L48 260L45 261L47 263L42 262V264H68V262L66 260H65L66 262H64V261L62 262V260H60L61 259L60 257H59L60 258L59 259L55 253H53ZM220 254L225 255V256H222V255L220 256ZM220 254L216 253V255H215V253H213V254H211V256L212 257L213 256L216 257L218 255L217 258H219L220 262H219V260L217 258H213V259H215V260L217 259L218 264L219 263L225 264L226 261H223V260H227L228 257L226 256V254L230 256V253L228 252L226 254H224V253H220ZM246 254H248V253H246ZM108 255H112L114 257L113 260H111V261L107 260V256ZM233 255L236 256V253L232 254L230 256V258ZM51 256L53 257V255H51ZM90 256H91V254H90ZM94 256H96L97 259H98V260L96 259L95 263H93L94 262L93 259H95ZM98 256H99V258H98ZM206 256H209V255H206ZM206 256L203 257V255L202 256H201V254L199 255L200 258H202V257L205 258ZM211 256L208 257L210 260L212 259ZM235 256L233 258H231V260H229L230 259L229 258L227 260V262H229V264H230V261H231V264H234L235 260L238 259V257H236V259H234ZM246 256L247 255H245V257ZM221 257H222V259H221ZM223 257H226V258H223ZM245 257L243 256L244 259L248 258V257H246V258ZM165 258H166V260H165ZM183 259L184 258H182V260H181L182 262H183ZM205 259H207V257ZM253 259H252V261H253ZM210 260H205L206 262L201 261V263H199V264H202L203 262H204V264H206V263L207 264H212V262H213V264H217L213 260H211L212 262L210 263ZM243 260L240 261L241 264H244L245 261L247 262V263L245 262L246 264H249L248 262H250L251 258L248 259V261H247V259L244 260V261ZM198 261L199 260H197V262ZM221 261H223L225 263H223ZM236 261H238V260H236ZM242 261H243V263H242ZM259 261H261V263H258ZM192 262L197 264V262H195V260L192 261ZM31 263H33V262H29V261L26 262V263H22L21 262V264H31ZM34 263H35V260H34ZM236 263L237 262H235V264ZM176 264H178V263L176 262ZM250 264H251V262H250Z\"/></svg>", "mask_w": 264, "mask_h": 264}]
</instances>
